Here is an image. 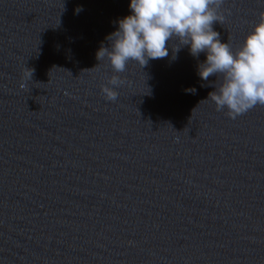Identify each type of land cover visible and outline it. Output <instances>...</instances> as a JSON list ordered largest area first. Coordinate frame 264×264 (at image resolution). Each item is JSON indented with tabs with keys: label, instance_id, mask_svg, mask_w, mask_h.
I'll list each match as a JSON object with an SVG mask.
<instances>
[{
	"label": "water",
	"instance_id": "water-1",
	"mask_svg": "<svg viewBox=\"0 0 264 264\" xmlns=\"http://www.w3.org/2000/svg\"><path fill=\"white\" fill-rule=\"evenodd\" d=\"M217 12L235 51L264 0ZM128 14L0 0V264H264V105L217 110L220 77L201 81L187 46L119 73L98 61Z\"/></svg>",
	"mask_w": 264,
	"mask_h": 264
},
{
	"label": "clouds",
	"instance_id": "clouds-1",
	"mask_svg": "<svg viewBox=\"0 0 264 264\" xmlns=\"http://www.w3.org/2000/svg\"><path fill=\"white\" fill-rule=\"evenodd\" d=\"M221 3L222 0H128L129 14L115 22V30L105 37L108 46L102 44L97 49L96 59H107L119 73L130 61L142 68L149 60L169 57L170 50V59L175 60L176 53L187 46L192 57L204 55L196 69L201 81L220 77L218 85L212 82L214 90L205 100L235 118L256 105H264V14L234 51L228 42H221L220 34L212 27L213 22L224 20L217 12ZM74 11L79 13L82 7ZM173 39L179 45L175 51L169 47ZM118 83L115 77L110 81L112 86ZM184 91L195 94L196 88ZM103 92L109 100L117 96L112 87H104Z\"/></svg>",
	"mask_w": 264,
	"mask_h": 264
},
{
	"label": "snow or ice",
	"instance_id": "snow-or-ice-1",
	"mask_svg": "<svg viewBox=\"0 0 264 264\" xmlns=\"http://www.w3.org/2000/svg\"><path fill=\"white\" fill-rule=\"evenodd\" d=\"M236 118H238V117H236Z\"/></svg>",
	"mask_w": 264,
	"mask_h": 264
}]
</instances>
